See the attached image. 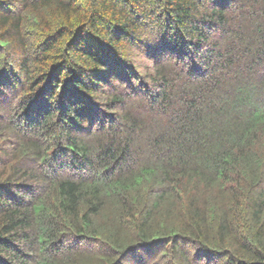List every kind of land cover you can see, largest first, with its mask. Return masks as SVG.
Wrapping results in <instances>:
<instances>
[{"label":"trees","instance_id":"1","mask_svg":"<svg viewBox=\"0 0 264 264\" xmlns=\"http://www.w3.org/2000/svg\"><path fill=\"white\" fill-rule=\"evenodd\" d=\"M0 264H264V0H0Z\"/></svg>","mask_w":264,"mask_h":264}]
</instances>
